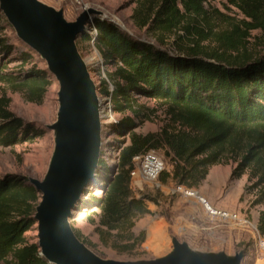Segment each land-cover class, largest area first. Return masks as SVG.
<instances>
[{"label":"trees","instance_id":"1","mask_svg":"<svg viewBox=\"0 0 264 264\" xmlns=\"http://www.w3.org/2000/svg\"><path fill=\"white\" fill-rule=\"evenodd\" d=\"M131 2L133 25L150 33L153 41L99 18L93 20L97 31L81 36L93 40L102 55L106 76L100 77L99 94L109 97L115 113L133 115L118 121L124 138L115 145V160L110 164L101 156L78 204L98 209L94 229L119 254L133 253L145 240L144 232L133 228L150 213L147 195L136 196L130 186L132 158L145 151L165 149L172 168L158 179L165 183L170 178L187 188L198 187L212 165L230 159L236 162L230 179L247 171L252 188L261 190L255 203L264 200V46L257 53L246 48L250 31L264 32V0H227L241 15L237 19L205 7V0ZM3 22L0 13V83L40 104L51 78L34 63L27 67L31 56L24 51L19 52L17 70L8 68L14 46L4 35ZM137 96L163 102L168 125L158 132H136L145 118ZM9 105L10 98L2 94L0 146L41 134ZM134 117L140 118L136 122ZM37 198L21 174L0 176V264H47L26 237ZM257 229L264 235V209Z\"/></svg>","mask_w":264,"mask_h":264},{"label":"rangeland","instance_id":"2","mask_svg":"<svg viewBox=\"0 0 264 264\" xmlns=\"http://www.w3.org/2000/svg\"><path fill=\"white\" fill-rule=\"evenodd\" d=\"M42 1L62 7L68 19H73L83 7H96L105 11L109 17L117 19L124 26V29L121 28L122 30L143 39L154 40L150 33L133 25L130 14L134 2L131 0ZM204 5L207 8L224 11L236 19L241 17L234 8L228 7L227 0H205ZM2 26L4 35L14 46L12 54L8 57V68L17 70V64L20 61L19 52L24 51L31 56L27 67L34 63L38 68L43 69L44 62L17 39L12 27L4 22ZM87 34L89 35L90 31ZM247 41V50L250 53H257L264 46V32L258 29L250 31ZM93 43L91 39L80 37L79 51L87 61L91 76L98 89L100 77L106 76L103 70L105 65L102 63L100 51ZM48 76L51 78V85L40 104L27 101L21 92L12 91L5 83H0V96L6 94L10 98V109L41 131L39 136L30 141H23L10 147L0 146V176L16 173L41 178L45 172L52 150V132L45 126L53 121L57 106V83L51 75L48 74ZM99 97L102 102V157L111 164L115 160V145L124 138L116 125L121 118L133 115L130 111L115 113L111 108L109 97L101 94ZM136 105L141 107L139 108L141 116H145L142 123H138L134 128L136 132L142 134L158 132L162 127L168 125V115L163 102L137 96ZM139 118L134 117L136 122ZM154 151L164 163L163 170L170 171L172 161L166 155L165 149ZM235 166L236 162L230 159L227 162L212 165L198 187L187 188L182 185L181 190L177 189L178 185L170 178L162 183L158 178L148 181L141 179L140 176L132 177V191L136 196L147 195L145 201L150 213L141 217L140 221L138 219V224L135 223L134 232L143 231L145 240L131 254H119L101 242L94 229L98 220V209L77 206L73 210L70 221L86 242L106 258L133 259L161 254L167 249L166 244L170 240L169 236L175 231L177 223L185 221L190 227L186 233L180 234V237H187L196 248L234 250L245 247L246 254L242 264H264V251L255 242L258 236L264 240V235L260 234L257 229L259 212L264 209V200L255 203L261 190L252 188L254 180L248 181L247 171L238 178L230 179L231 170ZM184 188L197 191V196L185 195L182 191ZM94 192L99 193V190ZM201 198L205 199L210 207L236 214V218L210 217L205 210L204 203L200 200ZM158 236L161 239L157 241ZM26 237L30 242L36 241L35 224L26 232ZM149 243L154 245H149Z\"/></svg>","mask_w":264,"mask_h":264},{"label":"water","instance_id":"3","mask_svg":"<svg viewBox=\"0 0 264 264\" xmlns=\"http://www.w3.org/2000/svg\"><path fill=\"white\" fill-rule=\"evenodd\" d=\"M0 13L17 39L39 56L45 64L43 70L57 83L55 117L45 126L52 132L45 172L41 178L21 174L38 195L31 215L37 255L47 264H242L245 247L196 248L187 237H180L190 227L183 221L170 234L167 249L154 257L106 258L86 242L70 217L102 156V102L88 63L79 51V39L88 33L95 18L119 28L124 26L93 6L83 7L68 19L62 7L42 0H0Z\"/></svg>","mask_w":264,"mask_h":264},{"label":"built area","instance_id":"4","mask_svg":"<svg viewBox=\"0 0 264 264\" xmlns=\"http://www.w3.org/2000/svg\"><path fill=\"white\" fill-rule=\"evenodd\" d=\"M89 31L90 33H95L97 31L93 21L90 22ZM132 161L133 169L130 171V186L133 179L132 177L140 176L141 179L152 181L158 178L159 174L165 167L162 159L152 149L134 156L132 158ZM181 186L182 185H178L177 189L181 190ZM182 191L185 195H197V193H195V191L191 189L184 188L182 189ZM200 200L204 203V206L206 208L205 210L210 217L217 216L220 218H236V214L228 213L225 210L217 209L215 207H210L207 201L203 198H201ZM255 242H257L259 248L264 251V240L260 236L257 237Z\"/></svg>","mask_w":264,"mask_h":264},{"label":"crops","instance_id":"5","mask_svg":"<svg viewBox=\"0 0 264 264\" xmlns=\"http://www.w3.org/2000/svg\"><path fill=\"white\" fill-rule=\"evenodd\" d=\"M142 219V218H141ZM141 219H139V221L141 220ZM185 222V221H184ZM137 224H138V222H137ZM143 224V223H142ZM155 226V225H154Z\"/></svg>","mask_w":264,"mask_h":264},{"label":"bare ground","instance_id":"6","mask_svg":"<svg viewBox=\"0 0 264 264\" xmlns=\"http://www.w3.org/2000/svg\"><path fill=\"white\" fill-rule=\"evenodd\" d=\"M101 101V100H100ZM197 196V195H196ZM208 205H209V203H208ZM210 206V205H209Z\"/></svg>","mask_w":264,"mask_h":264}]
</instances>
